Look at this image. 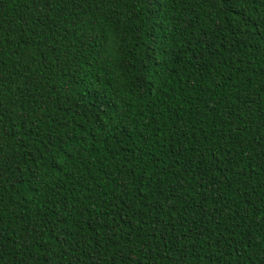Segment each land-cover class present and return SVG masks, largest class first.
Here are the masks:
<instances>
[{"label":"trees","instance_id":"1","mask_svg":"<svg viewBox=\"0 0 264 264\" xmlns=\"http://www.w3.org/2000/svg\"><path fill=\"white\" fill-rule=\"evenodd\" d=\"M0 264H264V0H0Z\"/></svg>","mask_w":264,"mask_h":264}]
</instances>
